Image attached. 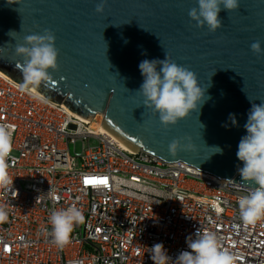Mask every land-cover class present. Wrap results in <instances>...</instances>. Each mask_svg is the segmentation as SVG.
<instances>
[{"label":"built area","instance_id":"1","mask_svg":"<svg viewBox=\"0 0 264 264\" xmlns=\"http://www.w3.org/2000/svg\"><path fill=\"white\" fill-rule=\"evenodd\" d=\"M17 84L0 71V124L12 129L6 171L13 179L9 191L0 188L8 216L0 223V264H153L157 243L175 261L198 230L214 232L234 264H264V216L251 224L239 216L238 199L251 187L127 150L99 131L102 117L84 120ZM117 178L127 183L117 189ZM71 206L85 219L60 248L50 214Z\"/></svg>","mask_w":264,"mask_h":264},{"label":"water","instance_id":"2","mask_svg":"<svg viewBox=\"0 0 264 264\" xmlns=\"http://www.w3.org/2000/svg\"><path fill=\"white\" fill-rule=\"evenodd\" d=\"M0 0V71L22 82L15 54L28 35L55 36L57 69L36 90L84 120L101 114V126L133 151L144 150L167 161L251 188L238 173V143L252 103L264 102V0H239L238 9L218 14L221 27H197L188 12L196 0ZM182 65L206 89L205 103L175 125L143 105L137 90L145 59ZM159 70V66L157 68ZM208 97V99H207ZM251 101V102H250ZM235 114L236 125L228 120ZM227 123V127L222 125ZM201 124L204 125L202 128ZM179 140L175 156L168 145ZM191 145V148L184 146ZM215 148L221 152H215Z\"/></svg>","mask_w":264,"mask_h":264},{"label":"clouds","instance_id":"3","mask_svg":"<svg viewBox=\"0 0 264 264\" xmlns=\"http://www.w3.org/2000/svg\"><path fill=\"white\" fill-rule=\"evenodd\" d=\"M106 0H99L95 11L102 13ZM196 7L189 10L188 16L197 27L206 26L209 32H215L221 27L218 14L221 10L234 11L239 7V0H196ZM24 45H17L15 54L23 58L19 64L22 82L17 84L20 92H31L49 79V69H57L58 51L55 48V36L48 30L43 35H28L24 38ZM250 50L259 55L264 54L261 42L250 45ZM159 66V70H157ZM143 82L137 92L144 97L143 105L159 115V121L164 126L175 125L179 120L187 117L205 103L206 89L200 87L197 76L188 68L171 62L166 54L165 59H145L138 65ZM208 99V97H207ZM251 102V101H250ZM228 120L236 125L235 114L229 113ZM202 128L204 127L201 124ZM227 127V123L222 125ZM246 135L238 143L236 157L243 166L238 167L241 181L255 185L248 194L239 197V216L244 224L254 223L264 216V102L252 103L244 124ZM12 129L0 124V188L10 190L13 179L7 175V160L11 153ZM191 148L189 144L184 146ZM182 148L179 140H172L168 145L169 154L175 156ZM215 152L221 149L215 148ZM122 178H117L116 188L126 184ZM51 189L48 191L50 192ZM222 211L216 208V212ZM5 208L0 206V223L7 221ZM83 213L75 206L66 209L53 210L49 223L51 234L57 247H64L69 242L70 233L74 225L84 222ZM190 251H182L175 261L167 255L162 243L152 246L151 260L153 264H234V257L227 251H221L216 234L211 231L203 233L198 230L195 239L187 244Z\"/></svg>","mask_w":264,"mask_h":264},{"label":"bare ground","instance_id":"4","mask_svg":"<svg viewBox=\"0 0 264 264\" xmlns=\"http://www.w3.org/2000/svg\"><path fill=\"white\" fill-rule=\"evenodd\" d=\"M101 117V114H96V115H94V118L96 119H99ZM99 131L101 132V133H107V134H109V135H111L110 133H108L102 126H100L99 127ZM112 136V135H111ZM117 140V139H116ZM118 141V140H117ZM119 142V141H118ZM120 143V145L121 146H123L125 149H127V150H130V151H132V152H135V151H133V150H131V149H129L128 147H126L124 144H122L121 142H119Z\"/></svg>","mask_w":264,"mask_h":264},{"label":"snow or ice","instance_id":"5","mask_svg":"<svg viewBox=\"0 0 264 264\" xmlns=\"http://www.w3.org/2000/svg\"><path fill=\"white\" fill-rule=\"evenodd\" d=\"M93 183L103 184L105 183V181L104 180H85V184H93Z\"/></svg>","mask_w":264,"mask_h":264},{"label":"rangeland","instance_id":"6","mask_svg":"<svg viewBox=\"0 0 264 264\" xmlns=\"http://www.w3.org/2000/svg\"><path fill=\"white\" fill-rule=\"evenodd\" d=\"M76 147H77V149H79V147H80L79 143L77 144V146H76Z\"/></svg>","mask_w":264,"mask_h":264}]
</instances>
